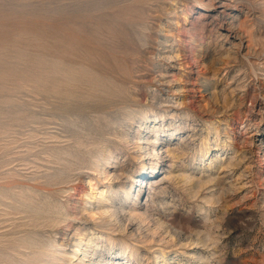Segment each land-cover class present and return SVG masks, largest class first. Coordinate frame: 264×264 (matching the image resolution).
<instances>
[{
	"label": "rangeland",
	"instance_id": "rangeland-1",
	"mask_svg": "<svg viewBox=\"0 0 264 264\" xmlns=\"http://www.w3.org/2000/svg\"><path fill=\"white\" fill-rule=\"evenodd\" d=\"M122 100L129 109L106 112L122 127L98 128L100 119L108 122L96 118L93 108ZM70 112L80 115L76 125L97 128L94 138H105L119 154L120 165L108 170L134 186L131 198L141 186L135 209L132 200H120L126 216H152L151 223L133 224L156 242L134 264H156L159 247L168 252L169 264H264V0H0V185L25 184L22 199L38 203L40 178L47 168H60L48 163L59 156L55 149L73 143ZM163 112L165 120L141 131L150 141L158 132L164 147L169 142L184 154L147 156L144 173L135 157L149 152L150 144L139 152L102 135L112 128L136 138L144 114L153 120ZM206 151L204 162L193 161ZM76 174L86 182L92 173ZM189 174L194 180L186 184ZM13 193L22 197L18 189ZM4 210L0 235L26 216ZM159 219L174 222V232L199 233L207 241L191 247L196 260L177 252L167 225L154 227ZM140 252L145 255L142 246Z\"/></svg>",
	"mask_w": 264,
	"mask_h": 264
},
{
	"label": "bare ground",
	"instance_id": "bare-ground-1",
	"mask_svg": "<svg viewBox=\"0 0 264 264\" xmlns=\"http://www.w3.org/2000/svg\"><path fill=\"white\" fill-rule=\"evenodd\" d=\"M87 92L89 93V91ZM109 95L112 96V92ZM135 97L137 96L134 95L133 98ZM155 99V97H152V100ZM101 101L103 102L104 100ZM127 103L128 100H122L120 102L110 101L106 106L101 105L97 106V108H93L92 113L96 115V118L102 116L104 120L108 122V126L103 125L102 122H100L102 119H100L97 122L98 128L105 129L110 125H118V123L113 120V117L110 118L106 112L108 109L120 105L125 106V109H129V104L127 105ZM137 103L140 104V101H137ZM131 104L135 106L134 103ZM138 104L137 107L139 106ZM186 104L187 103L183 101L180 105L187 108L188 105ZM84 109L85 108H79V111L81 112V110ZM74 113H67L68 120L75 119L73 122H67V126L70 128L68 132L70 136L68 138H70L69 140L73 143L66 149H55L59 156L63 155L64 157L58 158L59 156H52L55 162H48L54 163L60 168L54 169L49 167L47 168V172L53 171V173L46 172L45 175L40 178L43 182L38 184L40 188L35 190L40 195L38 203L33 204L32 201L34 197H30L26 200L22 199L27 192V186L25 184L12 181L6 186L0 185V207L5 208V214L26 215L25 217L18 218L16 221L19 222V224H15L14 228L6 235H0V246H3L0 247V264H115L116 260L120 262L119 264H134L135 260L140 261L139 255L145 257L152 248H155L152 246V244L156 242L155 239L149 237V235L146 236L141 226L148 221L151 223L152 220L150 221V219L152 216L146 212H141L140 215L130 212L129 216L125 215L128 208L124 201L132 200L135 209L139 199H141V186H135L140 188L137 193L133 194V198H131L134 186L127 185L124 183L121 176L117 173L112 174V172L108 170L110 166L120 165V163H117L119 154L115 153L108 146V141L104 140L105 138H94L91 132L94 131V129L97 131V128L91 126L88 129H84L82 128L84 122H80L79 125H76L77 121L80 119V115ZM166 116L167 114L164 112L158 113L153 117V120H151L152 117L144 114L136 138L131 139L127 131L119 132L112 128L103 132L102 135L112 136L118 140L117 142L120 144L127 147L133 146L130 149L139 152L145 149L144 145L150 144L149 152H144L135 157V159L141 160H139L141 164L145 161L147 156L162 159L165 154L171 159H177L178 153L184 154V151L170 148V144L167 142L165 146L166 149L164 153H162L165 147L161 134L155 132L157 135L155 140L153 139L150 141L147 133L144 132V130L141 131L142 128L148 130L146 125L148 126L149 123H160L165 120ZM59 118L61 117H58V119ZM107 119H109V121ZM128 120L132 122L134 120V115L133 117L128 116ZM117 127L120 128L122 125L119 124ZM72 128H77L78 132L72 130ZM52 138L57 139L55 136ZM134 141L135 143H133ZM203 145L204 144L201 145V149ZM71 148L72 150H70ZM84 155L88 156L87 160L82 157ZM206 155H208V151L199 157L196 155L193 161L197 162L199 160L200 162H204L203 158ZM216 160H218V158L211 161L209 167H211ZM173 166L172 164L170 168L173 169ZM84 169L92 173L86 182L84 181V174H76ZM144 171L145 166L142 164L141 172L144 173ZM156 173L157 169L154 168L153 174ZM183 179L186 184H190L192 180H194L190 174L183 177ZM74 182H78V184L70 185ZM100 182L107 183L105 188L98 187ZM16 189L19 190L22 196L21 198H18L13 193ZM151 190L156 191L154 187H152ZM134 191L136 192V188ZM64 194L69 195L66 201L62 202L61 198H63ZM78 195L80 199H76L75 196ZM84 197L87 199H84ZM120 197L123 198L124 201L120 200ZM5 201H9V203H5ZM198 211L201 212L203 209L199 207ZM137 219L140 220L141 224L138 225V227L133 224V221ZM167 223L168 222L159 219L154 223V227L160 230L165 228L164 226H166ZM173 223L172 225H175ZM172 225H167L165 230L175 237L176 242L172 244L177 248V252H180L182 255L192 254L196 260L198 253L191 247L200 244L204 245L207 241H205L199 233L193 237L192 234H185L180 229L174 232L172 228H175L174 226L172 227ZM69 231L73 232V236L70 237ZM141 246L144 248L145 255L140 252ZM189 248L193 251L192 253H189ZM154 254L156 264H161L162 261L165 262V264H169V260L166 258L168 252L164 247H159Z\"/></svg>",
	"mask_w": 264,
	"mask_h": 264
}]
</instances>
